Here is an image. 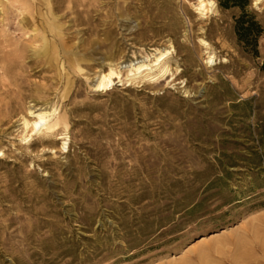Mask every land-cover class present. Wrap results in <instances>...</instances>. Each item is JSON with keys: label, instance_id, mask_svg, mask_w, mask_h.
Returning a JSON list of instances; mask_svg holds the SVG:
<instances>
[{"label": "rangeland", "instance_id": "rangeland-1", "mask_svg": "<svg viewBox=\"0 0 264 264\" xmlns=\"http://www.w3.org/2000/svg\"><path fill=\"white\" fill-rule=\"evenodd\" d=\"M211 1L0 0V264H264V0Z\"/></svg>", "mask_w": 264, "mask_h": 264}, {"label": "bare ground", "instance_id": "bare-ground-1", "mask_svg": "<svg viewBox=\"0 0 264 264\" xmlns=\"http://www.w3.org/2000/svg\"><path fill=\"white\" fill-rule=\"evenodd\" d=\"M213 6L214 2L211 0H197V9L200 13L210 10ZM170 53L171 51L169 49H164L162 51H156L152 54L151 58L145 57L140 60L129 61L126 64H109L106 71L98 72L94 78L93 87L96 90H107L113 87L115 81L118 82L123 79H156L160 76H164L167 71H169L167 58ZM53 113L54 110L52 112L42 110L30 111L32 117L30 119L31 121L23 119V125L25 129H29V131L33 133L39 132L44 128H48L49 119ZM63 145L65 146L66 142H63ZM201 239L199 241H201Z\"/></svg>", "mask_w": 264, "mask_h": 264}, {"label": "trees", "instance_id": "trees-1", "mask_svg": "<svg viewBox=\"0 0 264 264\" xmlns=\"http://www.w3.org/2000/svg\"><path fill=\"white\" fill-rule=\"evenodd\" d=\"M233 6H239L242 11L241 14L235 19V30L238 36V39L242 42H245L247 45L251 46V50L254 53H257L256 44H257V36L261 32V27L255 19L248 14L242 4L234 1ZM227 7V5H223Z\"/></svg>", "mask_w": 264, "mask_h": 264}]
</instances>
